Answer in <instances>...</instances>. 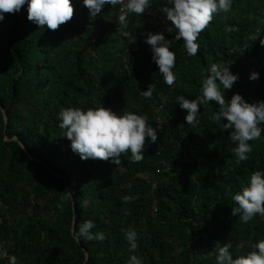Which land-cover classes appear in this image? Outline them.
<instances>
[{"label": "trees", "instance_id": "obj_1", "mask_svg": "<svg viewBox=\"0 0 264 264\" xmlns=\"http://www.w3.org/2000/svg\"><path fill=\"white\" fill-rule=\"evenodd\" d=\"M151 2L161 10L168 0ZM72 4V18L56 29L29 20L27 3L0 21V251L7 252L0 264L8 255L17 264H82L83 247L90 252L87 264H128L133 254L143 264H216V244L227 241L234 258L253 250L264 239V216L243 222L232 213L238 206L232 196L254 170L264 169V121L249 158L240 161L226 120L211 118L217 102L201 106L193 128L175 98L199 96L216 63L238 74L224 90L226 101L236 92L264 101V0H232L228 12L214 13L195 56L187 55L175 30L167 31L170 23L164 35L176 55L172 86L145 42L148 8L129 14L122 30L119 5H104L93 19L82 0ZM252 71L259 73L255 80ZM150 84L152 96H142ZM102 105L148 117L157 140L145 137L142 160L121 153L115 164L81 159L72 150L59 111ZM125 195L133 199L124 201ZM87 220L104 240L76 239ZM130 229L137 233L135 249L125 238Z\"/></svg>", "mask_w": 264, "mask_h": 264}, {"label": "clouds", "instance_id": "obj_2", "mask_svg": "<svg viewBox=\"0 0 264 264\" xmlns=\"http://www.w3.org/2000/svg\"><path fill=\"white\" fill-rule=\"evenodd\" d=\"M28 5L27 18L37 25L56 29L60 24L67 22L73 16L72 0H0V21H3L5 12L19 11L22 5ZM88 8L91 18H96L104 5L120 6L118 22L121 29L126 28L129 14H143L152 3L151 0H82ZM232 7V0H168L162 7L166 18L171 21L168 32L175 30V38L183 40L187 55L195 56L200 44L198 36L209 25L213 14L219 11L228 12ZM229 31L235 26H229ZM124 36H129L123 31ZM135 39L132 36L131 41ZM145 42L151 46L152 59L158 65L159 72L163 75L164 82L172 86L176 81L173 71L176 64V55L171 49L172 40L166 39L163 32H148ZM260 43L264 45V37ZM259 73L252 71L249 79H257ZM238 79V74L233 73L229 66L212 63L208 68V75L201 83V94L189 99L179 95L175 99L179 107L186 110L185 122L193 128L199 124V112L202 105L215 101L218 110L212 119L219 122L225 121V128L231 129L230 140L235 144L233 152L240 161L249 158L252 152L250 141L261 136L260 122L264 121V101L249 102L239 92L234 93L230 100H225L224 90L231 89ZM223 89V91L221 90ZM154 85L150 84L147 90H141V95L151 97ZM60 127L65 129V135L71 141V148L78 153L81 159L100 158L109 159L119 164L121 153H131L133 161L143 159L145 137L150 142H156L157 131L148 123L146 115L134 111L124 113L113 111L103 105L97 108L82 109L80 107H64L58 113ZM22 146V145H21ZM124 201L133 199L130 195L122 198ZM232 199L238 205L232 207L234 215L240 214V219L247 223L255 215L264 216V169L254 170L247 183L237 191ZM92 220L84 221L76 231L78 238L88 240H104L103 232L93 233ZM136 231L125 232V238L132 249L137 247ZM252 249L246 254L233 257L230 252L231 243L216 244V264H264V239L252 244ZM4 253L0 251V255ZM8 264H17L15 255H8ZM128 264H143L141 258L131 255Z\"/></svg>", "mask_w": 264, "mask_h": 264}, {"label": "built area", "instance_id": "obj_3", "mask_svg": "<svg viewBox=\"0 0 264 264\" xmlns=\"http://www.w3.org/2000/svg\"><path fill=\"white\" fill-rule=\"evenodd\" d=\"M147 15L149 18V23L146 27V29L149 32H165V29L169 26L171 23L170 20L166 18V14L159 10L158 8L154 7L151 3L150 6L147 9ZM155 210H157V207H155ZM4 255H7V252L4 253ZM8 264V261H7Z\"/></svg>", "mask_w": 264, "mask_h": 264}, {"label": "water", "instance_id": "obj_4", "mask_svg": "<svg viewBox=\"0 0 264 264\" xmlns=\"http://www.w3.org/2000/svg\"><path fill=\"white\" fill-rule=\"evenodd\" d=\"M2 109H3V113H4V117H5V121H6V123L8 122V113H7V110L6 109H4L3 107H2ZM7 138V137H6ZM21 144H22V146L24 147V149H25V151L27 152V154H29V155H31L32 156V154L30 153V151L27 149V147L25 146V144L21 141ZM33 157V156H32ZM60 175V174H59ZM69 191V194H70V196H71V198H72V200H73V207H74V210H75V199H74V194H73V192L69 189L68 190ZM74 230H75V215H74V222H73V229H72V231H73V233H74ZM76 239L79 241V242H81V240H80V238H78V237H76ZM84 248V250H85V252H86V259L84 260V262L82 263V264H87V262H88V260H89V258H90V252H89V250L86 248V247H83Z\"/></svg>", "mask_w": 264, "mask_h": 264}]
</instances>
